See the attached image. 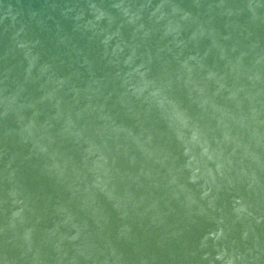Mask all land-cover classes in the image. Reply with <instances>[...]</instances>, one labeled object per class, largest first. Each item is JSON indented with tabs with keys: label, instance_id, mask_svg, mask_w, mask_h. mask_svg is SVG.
Listing matches in <instances>:
<instances>
[{
	"label": "water",
	"instance_id": "obj_1",
	"mask_svg": "<svg viewBox=\"0 0 264 264\" xmlns=\"http://www.w3.org/2000/svg\"><path fill=\"white\" fill-rule=\"evenodd\" d=\"M0 264H264V0H0Z\"/></svg>",
	"mask_w": 264,
	"mask_h": 264
}]
</instances>
